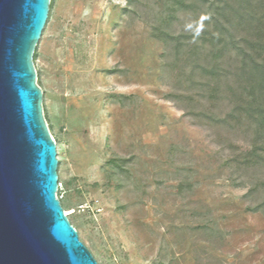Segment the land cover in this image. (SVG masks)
Returning <instances> with one entry per match:
<instances>
[{"label": "rangeland", "instance_id": "374dc122", "mask_svg": "<svg viewBox=\"0 0 264 264\" xmlns=\"http://www.w3.org/2000/svg\"><path fill=\"white\" fill-rule=\"evenodd\" d=\"M177 1L50 0L33 62L57 198L97 264H264V165L204 114L203 9Z\"/></svg>", "mask_w": 264, "mask_h": 264}, {"label": "water", "instance_id": "95a60500", "mask_svg": "<svg viewBox=\"0 0 264 264\" xmlns=\"http://www.w3.org/2000/svg\"><path fill=\"white\" fill-rule=\"evenodd\" d=\"M50 0H0V264H97L57 198L33 62Z\"/></svg>", "mask_w": 264, "mask_h": 264}, {"label": "trees", "instance_id": "16d2710c", "mask_svg": "<svg viewBox=\"0 0 264 264\" xmlns=\"http://www.w3.org/2000/svg\"><path fill=\"white\" fill-rule=\"evenodd\" d=\"M177 3L184 8L203 9L204 27L195 35L208 49L207 63L199 67L208 81V103L213 108L204 114L217 127L246 126L250 133L249 150L234 154L232 161L244 166L264 165V0ZM156 30L159 34L154 37L165 42L172 40L177 51L182 49L181 37ZM224 92L229 95V109L218 114L214 107Z\"/></svg>", "mask_w": 264, "mask_h": 264}, {"label": "built area", "instance_id": "2783aa9c", "mask_svg": "<svg viewBox=\"0 0 264 264\" xmlns=\"http://www.w3.org/2000/svg\"><path fill=\"white\" fill-rule=\"evenodd\" d=\"M60 186V184L58 183V187Z\"/></svg>", "mask_w": 264, "mask_h": 264}]
</instances>
